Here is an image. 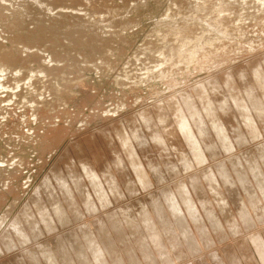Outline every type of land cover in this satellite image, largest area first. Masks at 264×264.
<instances>
[{
  "label": "bare ground",
  "instance_id": "obj_1",
  "mask_svg": "<svg viewBox=\"0 0 264 264\" xmlns=\"http://www.w3.org/2000/svg\"><path fill=\"white\" fill-rule=\"evenodd\" d=\"M114 1L115 0H95V1L94 0H0V24L4 26L3 27L4 29H5V27L10 29L9 32L10 31L15 32V36H16L15 37L13 35L15 38L12 39V38H9V36L6 37L5 33H7V32H5L3 30L0 31V113H1V115H0V117H1V119H0V128H1L0 131L4 130V132H5V131H12L13 129L15 130V129H17V127H19V125H20L19 122L20 121H24L25 123H28L29 122V118H30L31 122H32L33 120H32L31 117H33L34 122L37 121L38 125H39V129L37 130V132H38V134L40 133L38 135L40 141H38V142H40V145H41L40 151H41V153H42V155L44 157L43 158L44 165L49 163V162H47V161H49V160H47V157H49L51 154L56 152V149L58 147H60V145H62L64 142L68 141V138L70 136L74 135L77 131H81L82 129L84 130V128H87L88 125H89V121H94L95 122V118L99 117L101 113L104 114L103 115V118H104V116H106L109 112L104 111L105 109L103 110L102 108L101 109L104 112L103 111L102 112L101 111L98 112V111L94 110V108H93V110L90 109L91 110L89 112L90 114L87 115L86 118H85L87 120L84 119L82 121V119L80 117V119L82 121L81 129L78 128L80 123H78L75 120L79 124L76 127V129L78 128L79 130H74V128L72 127V126H74V125H72V122L74 123L75 121L71 122V120H67L66 121L67 123H65V125H60V124L56 123V121L62 119L61 118L62 116H64V115L66 116L69 113L67 111L68 109H66V105L67 104L65 105V103H63V104L61 103L63 106L61 104L60 105L56 104L55 106L57 108H55V111H52L50 109V107L48 106L49 104L48 105L45 104V105H47L45 107L43 103L41 104V102H44V101H41V100L43 99V97H45V98H47V96L50 97L49 93H51L52 95L54 93L55 94L57 93L56 95H54L56 97H57L58 93L61 92V91L66 93L67 90L69 89V85L71 83L70 82L71 80L68 81L67 79H65L66 75L69 74V73H66V72H64V74L61 73V72L64 71V69L63 70L62 69L59 70L60 68L59 69L55 68L56 70L57 69L59 70V71L57 70L58 71L57 72L53 67L51 68V66H46L48 64L46 61H45V64L46 63L47 64L44 67L45 69L41 68V70H40V68H39V70H37L36 66L37 67L40 66V62L42 61L41 63L43 64V61H44L43 60L44 57H42L41 54H44V55L49 54V59L51 60V58H52L53 62H55L53 60L54 58L55 59H62V60L66 59V61H65L66 63L62 62V60H61V62L63 64H65V66H68V67L69 66L70 67L77 66V68H78L80 66V64L84 65L83 63L88 64L91 61L95 62V59L96 58H100V57H101L100 60L104 63L105 68L108 65L113 64L111 62H113L114 60L111 61L109 64H108V62L110 61L109 59L115 58V57H112V55L114 54V51H116L115 48H114V45L116 43H118V42H124V43L126 42L128 44L130 39L128 37H125L124 32L126 31V26L128 27L129 24L132 25V23H134V21H133L134 18H132V17L127 20L126 24L122 21L123 19H121V18H122V16L123 17L124 16H131L134 13V11L139 9V8H137L135 10L136 7H139V6L141 7V5L139 3H138L139 6L135 5V6H133L134 8L131 5V2H133V3L135 2L137 4L136 1L139 2L141 0H135V1H132V0H121V1H123V4L121 6L118 5L117 3H115ZM141 2L144 3L145 1H141ZM118 3L120 4L121 2H118ZM143 5H145V4H143ZM168 6L170 7V10H168L167 15H166L167 17H164V19L169 17L168 13H170V12L175 13V14H173V16L171 15L169 18L171 19L172 23H174V25L177 26L178 28H176V29H173V27L172 28H168V26H167L168 24L165 26V25H162V24L160 25V23H159L160 26H164L167 29H170V30H167L166 32H164L166 30V28H165V30L163 31L164 32L163 34H165V35H164V38H163L162 35H161V37L164 40L161 37H158V39L161 38V40H163V41H159L160 39L156 41L154 38H152L153 34H152L151 38L155 42L151 41L150 37H147V38H150V39H148L149 41H146V42L143 39L145 43L143 42V45L140 46V47H142L141 48L142 52H140V54L137 55V56H135V53H134L133 55L135 57L132 58L130 61H129L130 57H129V59L127 58L128 60L127 59L126 60L129 61V62L127 63V61H126V62L123 63V65L125 63L127 64V66H125V69H123L122 71L118 70L119 72L121 71L120 74L118 72H114V73H118L120 75V76L118 75L119 76V78L117 77L118 79L115 78L116 81H118L121 78L120 79V83L122 84L121 80L123 78H125V79L128 80V81H126L127 82L126 84L134 83L136 80H139L138 82H140V79H138L139 77L137 76V72L138 71L140 72V74L138 73L139 76L142 73H144V71L147 74H148V72L151 73L150 75H152L151 76L152 80L161 79V78H163V76H166V78H167V76L169 74V71H172L173 73H177V75H178L179 72L182 70V68H184L186 66V64H185V66L183 65L185 63V61L189 60L191 62V60H192L193 63H194V61H196L197 63H195V64H198L199 61L200 62L202 61V63H203L202 59L204 57H206L207 52L210 53V51L211 52L215 51V49H217V48L221 49L222 52H223V54L221 53L222 55H220V53L217 51L219 53L220 57H221L219 62L221 61V59H223L222 62L225 63L228 60L230 61V58L232 59L233 54L237 55V56L240 55V56H238L239 59H240V58L243 57L244 53H247L249 51H251V53L253 51H257V49H259L261 47V43L264 44V40L255 38L256 40L252 41L254 38L253 39L250 38V35H254V37H255V35H259L262 38L264 36V0H174V1H172L171 5H167L166 6L167 9H169ZM163 16L164 15H162L161 18H163ZM177 17H182V19L179 20V19H177ZM100 18L101 19L104 18V20L103 19L100 20ZM168 22H166V23H168ZM206 24L208 25L207 27L204 26ZM104 25H106L107 27H104ZM196 25L199 26V27H197ZM156 27H158V26H156ZM108 30H110V31H108ZM158 31H160V30H158ZM208 31L209 32L210 31H217V34H218L217 36H219L220 38L214 39V40H212L213 41L212 42L210 39L206 38L207 37L206 35H207ZM156 32H155V34H156ZM151 33H153V32H151ZM213 34H214V32H213ZM157 35H159V34H157ZM62 36H65L66 38L62 39L63 38ZM155 38H156V35H155ZM232 38H234V40H232ZM215 40H217V42H216L217 44L214 45ZM259 40H261L262 42H259ZM5 41L6 42L10 41L11 42V47H13L14 49H10L11 47L10 48L4 47L2 42H5ZM65 41L68 42V46L67 45L64 46L65 45ZM199 44L200 45L203 44V45H201L203 47L200 48ZM220 44H222V45H220ZM117 45H119V44H117ZM138 49H139V47H138ZM117 50H118V47H117ZM221 50H219V51H221ZM121 51L122 50L120 49L119 52L121 53ZM71 52H74V54H76V55L74 57L72 56L70 58L69 56L71 55ZM120 53H118V54L120 55ZM137 53H139V51H137ZM212 54H213V52H212ZM216 55L218 56V54H216ZM261 55L264 56V54H261ZM98 56H100V57H98ZM218 57H216V59ZM210 58L208 57V60ZM235 58H233L232 60H234ZM27 61L32 62L34 64H38V65H36L34 68L30 67V71L31 72H28L29 69H26V68L29 67V65H28L29 62L27 64ZM96 61H97V59H96ZM236 61H237V59H236ZM51 62L49 64H52ZM56 62H59V61L57 60ZM200 62H199V64H200ZM98 63H99V66H102L101 65L102 63L101 64H100V62H98ZM254 63L251 64L250 69L253 70V76H254L253 78H254V80L256 79L257 82L258 81L260 82V87L263 89L262 95H259L258 92H257V89H256L257 86H255V84H254L256 81H254L251 78H250V81H248L250 76L248 77L249 72L247 74V67L246 68H243V67L239 68L237 66V69L239 68V70L236 73L237 76L239 75L240 78L243 80V87L241 86L242 87L241 89H245L246 94H247V98L249 99V102H248V100L246 101V99L243 96L242 92H241V94L237 93L236 95L234 93V95L232 97L233 98V103L231 101H228L226 99V97L225 98H222V97L221 98H217V99H219V102H220L219 105H220V108H221V111L218 112L217 108L213 105V101L212 100H214V99L210 98L212 94L210 96L205 94V90H206V93H208V91L206 89L208 86H206V85L205 86L204 85L203 86H199L198 85L199 87H198V89H196L195 93H193V95L191 96L192 98L189 97V98H187L185 100L183 99V102L180 99V100H178L176 102V104H174L175 102L172 101L173 104H174L173 105L174 110L172 109L173 111L172 110L171 111L173 112V115H175L176 119H177V127H176V129L173 128L172 131H168L167 132L163 128L167 124L165 122L166 121L165 117L163 116V114H161L162 110H164V109H162V110L156 109L157 112L161 111L160 114H161L162 117L158 116L159 117L158 120L160 121V123H162L161 125L165 124L162 127L164 130H160L161 129L160 127H159L160 128L159 130L155 129V125L153 126V124H154L153 122L154 121H152V116L150 114H148L149 113L148 112V113H143L142 115H140V117L135 116V118L133 117V119L132 118L128 119L131 115L129 117H127L128 121H126V122H128L129 125H126L127 123L125 124V122H123V119H121L122 120L121 121V125H120V122H119V125H117V124L114 125L115 124L114 123L113 124L114 125L113 128H112V126L109 125L108 131L104 130L106 126L103 125L105 127H103L104 129H101V131L104 130L105 132H103L102 135H101V133L98 134V132L96 131L97 132V137L99 135H101V138H103L107 142L109 141V146L111 145V150L116 155V158L113 159L114 161L111 162V163H114V164L112 166H110V168L115 167L116 170L118 168V170L119 169L120 170H132L134 172L133 173L131 171L133 173V176H132V178L130 176L131 179H128L129 180L128 182L126 181L127 184L125 183L126 186L128 185L127 187L132 185L134 187V189L131 186L133 191L131 189H129V188L127 189V191L131 190V193L135 192V186L136 185H138L139 187L140 186L141 187L142 186L143 187L144 186H152L155 182L158 181V179H160V177L163 174L161 172V171H163V170H161L162 167L166 166V165H169V163L171 164V162L169 161L170 159L168 160V157H166L167 155L164 156V157H166V159L168 161L162 160V159H165V158L162 157V155L167 154V151H165L166 153L164 152V148H167V147H164V146H167L166 143L173 142L174 139H176L181 134L184 137L183 140H185L182 143L185 142L184 145L186 146V148H188V149L190 148V150H191L192 154L190 153V155L192 157L191 156L190 157H191V159L193 158V160L190 159V161L191 162L194 161V163H197V164H202L205 160H207V158H209L208 156H211L210 158H214V156L217 157L216 153H219L222 150H224L227 153L228 152L230 153V151H232V150L235 151V149H237L236 147L238 146V145L236 146V144H242L243 145V144L249 142L250 138L255 140V139L261 137L264 134V71H263L264 70V68H263L264 67L263 66L264 65V60L262 62L260 61V62H257L255 64ZM57 64H59V65L57 66ZM57 64H56L57 67H59V66L61 67V65H62V64L60 65V63H57ZM199 64H198V66H199ZM210 64H211V62H210ZM216 64H218V63H216ZM225 64H227V63H225ZM90 65H91V67H92V65H94V67L96 69L95 64H90ZM187 65L189 66V65H192V64L191 63L189 64V62H188ZM209 65H207V66H209ZM220 65H221V62H220ZM20 66H21V68H20ZM219 66H218V68H221ZM68 67H66V68L68 69ZM83 67L85 68L86 66H83ZM87 67H88V65H87ZM94 67H92V68H94ZM97 67H98V65H97ZM110 67L111 66L107 67V69H109ZM159 67H160V69H161V67H164V69L162 68L163 70L159 72V71H157V70H160ZM199 67H201V65ZM222 67H223V65H222ZM31 68H33V69H31ZM80 68L81 67H79V69ZM92 68H91V71L94 70ZM102 68L103 67H101V69ZM202 68H203V66H202ZM34 69L36 71L32 72V70H34ZM141 69H143V72L141 71ZM193 69H195V68H193ZM54 70H55V73L53 72ZM81 70H83V68ZM155 70H156L157 73L153 72ZM213 70H217V69L213 68ZM39 71H40L39 74H41L40 76H38V74H36V72L38 73ZM85 71H87V70H85ZM98 71L99 70L97 68L96 72H98ZM187 71H186V74H188ZM210 71H212V69H210ZM172 72L170 73L171 75H172ZM130 73L133 74V77H132V75ZM35 74L38 77H36ZM62 74L65 76V77H63L64 79H61L59 77V76L62 77ZM33 75H35V77ZM43 75H46V76L43 77ZM142 75H144V74H142ZM180 75H181V73H180ZM69 76L72 77V73H70ZM115 76H117V75H115ZM141 76H140V78L142 80L143 77H141ZM147 76L149 78V75H147ZM147 76L145 75L144 77L147 78ZM158 76L159 77L162 76V77L155 79V77H158ZM181 76H183V74ZM221 76L223 77V74ZM42 77H43V79H41ZM231 77L234 78V76L232 74H227L226 73V75L224 74L223 79H221L220 81L218 80L219 83L216 82V84H215L214 81H213V83H214L213 84L210 81L212 83V85H213L212 89H213V92H214V96L222 95L221 94L222 91H220V90H221V85H223V84H225L227 86V88H230L231 91H233V92H234V90H236V88L238 86L237 85L238 83H235L236 79H233V80H235V82L232 81ZM79 79H80V81L84 82V80H81L83 78H79ZM148 80L152 81L151 79H148ZM165 80H163V81H165ZM168 80L169 81H173L174 79L170 80L169 77H168ZM72 82H74V81H72ZM138 82H135V83L138 84ZM120 83L118 82L117 84L119 85ZM174 83H176L175 80H174ZM239 83H241V82L239 81ZM21 84H22V86H21ZM124 84H125V82H124ZM137 84H136V86H137ZM140 85H141V83H140ZM132 86H131V88L133 89ZM176 86H179V85L177 84ZM77 87L79 88V86L76 85V88ZM29 88H30V90H31V88H33V91H29ZM59 90H61V91H59ZM69 91H70V89H69ZM84 91H85L84 93L86 94L87 91L86 90H84ZM68 93H70V92H67L66 94H68ZM135 93H137V92L135 91ZM61 94L62 93H59L60 96H61ZM71 94H72V92H71ZM195 95L198 98H196ZM127 97L129 98V96H127ZM14 98L15 99L17 98L18 101H20L19 104L21 106L23 104H28L29 105V107H27L28 105L26 106L27 107V111L26 112H28L30 114L33 113L32 116L29 114L31 117H29V115H26V114H25L26 116L23 115V117H22L20 114H18L19 112L17 113V111H19L20 108L19 109L15 108V107L19 106L17 104H16L17 106H14V104L12 105V103H14V101H15V103L17 102L16 100H14ZM45 98L43 100H45ZM125 98H124V100H125ZM57 99H59V97ZM62 100H63V98H62ZM23 101H26V103H21ZM60 101H61V98H60ZM136 101H132V102L136 103ZM216 101H218V100H216ZM57 102H59V101H57ZM130 102L131 101H129L128 103H130ZM108 103H110V102H108ZM214 103H215V101H214ZM100 104H101V102H100ZM120 105L122 106V104L119 103V105L117 107H119ZM21 106H19V107H21ZM32 106L33 107L35 106V108H33ZM94 106H95V104H94ZM112 106H113V104H112ZM115 106H116V104H115ZM121 106H120V108H121ZM123 106L126 107L125 104ZM128 106H129V104H128ZM132 106H133V104H132ZM134 106H135V104H134ZM233 106H235L237 108L238 115L234 114ZM124 107H122V108H124ZM161 107H162V105H161ZM22 108L24 109L25 105L22 106ZM99 108H100V106H99ZM122 108H121V111L123 110ZM250 108H253V111H250L249 110ZM110 109L112 110V108H110ZM159 109H160V107H159ZM83 110H85V109H83ZM116 110H119V109H116ZM116 110H114L115 111L114 114L116 113ZM186 110H188L187 111L188 114H187ZM153 111L151 113H153V115H154ZM53 112H55V114H57V116H56V117H58L57 120L54 119ZM79 113H81V112H79ZM79 113L77 112V114H79ZM114 114L111 113V115H114ZM74 115L75 114L73 113V115H71V117L74 116ZM109 115H110V113H109ZM109 115H107V118H109ZM170 115H172V114L170 113ZM67 116H69V115H67ZM122 117H124V116H122ZM69 118L70 117H68V119ZM111 118H113V117H111ZM114 119H115V117H114ZM106 120H108V119H106ZM116 120L118 122V119H115V121ZM139 120L144 123V127H145L144 129L147 130L148 134H149V132H151L150 130L152 129L151 134L148 135L147 132H145V134L148 135V137L150 136V138H147L150 141H148L146 139L147 142H152L153 144L152 143L151 144H152V146H154L153 148L156 150V152L157 151L159 152V157H157V155H155L157 157V162L156 163H154L153 160H152L153 156L150 159L151 161H149V159H148L149 155H152L150 153H152L154 150L152 149V147L148 148L149 144L144 140L146 138L145 135H144V132H142V128L140 130V127L143 126V125H140V124H142L141 122H140V124L137 123ZM47 122L49 124H53V125H47L48 124ZM101 122H102V120H101ZM112 122H113V120L111 121V123ZM23 125H24V123H23ZM20 127H21V125H20ZM110 127H111L112 131L111 130L109 131ZM156 127H158V126H156ZM26 130H28V129L26 128ZM31 131H33V130H31ZM246 131L249 132L248 133L250 135L249 137L247 136ZM28 132H30V131H27V133ZM86 132H87V130H86ZM141 132L143 133V135L141 134ZM230 132H233L232 136H234V137L229 135ZM175 133L178 134V136L174 135V136H176V138L173 136V134H175ZM31 134H32V132H31ZM90 134H91V131H90ZM90 134H89V136H88V134H87V136H84V139L82 138V140H80L81 139L80 138V139H78L79 141L78 140H77V142L75 141V144L73 145V149L76 150V153L84 152L85 154H87L86 152H88V153L91 152L90 154L93 156V158L97 162H100L101 160L103 161L101 153H99L97 149L95 150L94 149L95 146H93L95 143H98V142H95V141H98L96 139V134H94L95 136L92 135V134H91L92 136H90ZM30 136L22 137L23 139H20V140H23L22 142H24V140H26L27 138L30 140ZM33 136H34V134H33ZM172 136L174 137L173 141L168 142L169 138L171 139ZM35 137H36V134H35ZM103 139H101V140H103ZM116 139L118 141H115ZM207 140L208 141L211 140V141L208 142ZM112 141L114 143V146L111 143ZM116 142H118V144H120V145L118 146V144ZM175 142L176 141H174V143ZM177 142H178V140H177ZM19 143H20V141H19ZM29 144H31V143H29ZM35 144H36V142H35ZM171 145H172V143L170 144L169 148H171ZM96 147H97V145H96ZM169 148H167V150ZM183 148H184V146H183ZM263 148H264V146H262L261 149L259 150V151H261L258 154L259 156H257V155L254 156L255 154L248 155L250 152L248 154L245 153L246 156H242V155H241L242 157L239 156L240 158H238L236 156V159H234L236 161L233 162L234 167H232L233 165L230 166L231 169L233 168L232 169L233 171L231 170L232 172H230V169L227 170L224 167L222 168V170L219 169L220 170V174H219L218 178L219 177L221 178V180L223 181L222 183L227 184L230 187L232 185L234 187H236L235 185L239 184L240 188H238V189H239V192L241 194H242V191H240L241 186H242V188H244L243 189L244 190L243 194H244L246 192L245 191L246 188H248V189H250V191H252L254 189H252L250 187H253L256 184V182L259 185V187H256V188H258L260 190V192L257 190L259 192L258 193L259 197L261 196L260 198H258V197L256 198L257 195L256 196L249 195L250 192L247 191L248 194H247V192L245 194L248 196V198L247 197H245V198L248 199V200L246 201L247 203L246 202L245 203L249 204V205H246V204L243 203L246 206L241 207V209H240L239 205H237L239 210H242V208H243L242 211H239L241 213V216L239 215L240 216L239 218H241V220L244 222L245 225L250 224V222L253 223L257 218L259 219V217H260V216L259 217L256 216L257 214L256 215L253 214V215H255L253 217H256L255 219H253L252 216L249 213V209H252V213H253L254 212L253 210L258 207V204L261 203V202L262 203L264 202V150H262ZM171 149H173V150L176 149L175 150L176 151L175 155L181 153L184 150V149L182 150L181 146H180V148L172 147ZM254 149H256V148H254ZM85 150H87V151H85ZM217 150H220V151H217ZM99 151H101V150H99ZM169 151L170 150H168V155L170 154ZM186 151H185V153H186ZM171 152H172V150H171ZM182 153H183V155L185 154L184 151ZM231 153H233V151ZM6 154L8 155V153H6ZM80 154H82V153H79V155ZM73 155H74V153H73ZM187 155H188V153H187ZM54 156H55V154H54ZM184 157H186V156L184 155ZM233 157H235V156H233ZM70 158H71V155H70ZM13 159H17L18 160L19 158L18 157H16V158L13 157ZM20 159H21V157H20ZM20 159L18 161H20ZM71 159L67 163L68 165H67V169L66 170H67V172L70 173V175H69L70 178L75 180V187H73L74 184H72V182L70 184L69 176L66 177L67 175H65L63 177V173H62L63 171L61 170V168L59 166L58 167L54 166L55 165L54 164L50 168L51 171H53V172L51 174L48 173L46 176L44 175L45 177H43L42 180L40 179V181H42L41 184H43L42 187L45 188L44 191L45 190L47 191L46 192V196L44 197V194H45V193L43 194L44 191L42 190L43 191L42 192L40 190L42 188V187H40V185H39V188H37V190L39 189L38 192H36V193L34 192L35 194H33V195H35L34 199H33L34 202H32L31 205H35V207L34 206H32V207L35 208L36 213L37 212L39 213V216H40L41 220L38 218L40 220L39 221L38 219L34 218L36 216H33V215H36V214L30 215L31 211H34V210L31 209V207H30V205L28 203V205H29L28 207H30L31 211L29 212V214L27 213L28 211H25L26 213L23 214V217L21 216L22 218L19 219V222H17V221L13 222V225H14L13 226V229H14L13 231H14V233H13V231L12 232L9 231L10 235L2 237V240L0 242V252H3V251L6 250L5 246H8L7 250H10L11 248H13V249L17 248L18 249V245H21L20 243H24V244L26 243L27 244L28 241H30V243H31V241L33 239H37V238H39L42 235L45 236L46 230H47V233H53V231L57 230L58 227H62V226L64 227V225H65V228H67L66 225L69 224L70 221H72L70 219H72V218L74 219V217L71 216L72 212H73V209H74V211H78L77 213L80 212V214H77V215H81V210L82 209L79 211L78 204L73 199H70L71 200L70 204H67L68 202L66 201V203H65L66 205L61 204L62 201L61 202H57V201H60L59 199H57V198H56L57 200L54 199V194H55V191H56V190H54V187L58 188L56 186V184H58V186H60V189L61 188L63 190L65 189L64 190L65 192L61 191L62 189L61 190L58 189L59 192L60 191L64 192V195L60 192L63 197H68L69 196V197L75 198V197H77L76 195H78L77 199H79V197H80L82 202H84L86 207L91 209V211L97 209V204L94 203L96 201H99V204L101 206L98 205V207H101V208H107V206H108V204L110 202V200H109L110 197L109 196H111V195H107L105 193V188L107 189V187L103 186V179H104V185L107 182L108 183L111 182V184H112L111 185L112 188L110 187L111 191L109 189L106 190V191H110L114 195H122V194H120L121 190H119V189H121V188H119L121 185L119 186L117 184V183H119L120 180L117 179V177L114 178V176H112L113 173H111L112 175L110 176V174H107L108 172H107V169H106V172H107L106 174L108 176L104 175L103 178H102V174H103L102 172L103 171L101 170L102 172L100 173L98 171L99 169L97 170L95 165H90V163H88L87 161H83L84 160L83 159L82 161H79V162L80 163L82 162L81 165H82L83 171H84L86 177L88 178V182L87 181L86 182L88 183L89 187H90V185L93 186V191H94V194H95V198L98 199V200L93 202V198H94L93 197V198H91L92 199V201H91L90 200L91 194L89 195L88 192L92 193L93 191H90L89 190L90 188H87L88 186L87 187L84 186L83 185L84 183L82 184V181L84 182V180H86V177H84L85 179H83L82 177H79L80 180L82 178L81 181L76 179L77 177L75 176V174L78 173V172L75 171V161L74 160H76V159H74V160L72 159L73 161H71ZM144 160H148L149 162L146 161L148 163H145ZM14 161L15 160H13L10 163L12 164ZM16 161H15L16 164L13 163V166L10 165V163H8V165H7V163H4L5 161L3 162V164H5L6 167L9 166V168H10L12 166L15 169V170L13 169L15 172H11L12 174L11 173L8 174L6 172L7 173L6 174L2 170H7V169H2L0 171V172H2V174L4 173V175L6 174L5 175L6 177H4L2 175V183L3 184L1 183V180H0V183L4 187L3 189L5 190L4 192L0 191V192H2V194L0 193V206L5 202V200H6L5 198L8 195H10V194L14 195L15 192L19 191V189L21 188L20 187L21 185L19 186L16 183L19 182V179L23 176L24 163L25 162L23 161V163L22 162L17 163L18 161L17 162ZM27 161H28V159H27ZM180 161L181 160H179V162ZM39 162H42V161L40 160ZM80 163H77V164H79V166H77L78 168L81 167ZM173 163L174 162L172 161V165H173ZM187 163L188 162L186 161V164H184V167L185 168L189 167V169H190V165L191 164L190 163L187 164ZM29 164H26V166L29 165ZM65 164H66V162H65ZM231 164H232V162H231ZM169 166H171V165H169ZM174 166L175 165H173V168H174ZM241 167H243L244 169L242 170ZM126 168H128V169H126ZM43 170H45V169H43ZM108 171H111V170L108 169ZM129 172L127 171V174H129ZM31 173H32V171H31ZM84 173H82V174L84 175ZM104 174H105V171H104ZM116 174H119V173L116 172ZM40 175H39V177H40ZM207 175H208V173H207ZM77 176H81V175H77ZM120 176L122 177V174ZM207 177H205V178L208 179V182H209V183L207 182L208 186L216 194V197L218 199V202H219L218 204H219V207L221 209V211H219V212H221V213L222 212L224 213V211L227 212L228 211L227 207H228V209H230L232 207L229 208V205H228L229 201H227L228 199L226 200V198L224 197L225 194L221 193V189H220V187L218 185L219 180L217 181V177L215 175H213V174H211V176L209 175ZM250 177H253L254 179L252 178L251 180H255L256 182H255V184L254 183H251V184L249 183L251 186L248 185L249 186L248 187L246 185L248 184L247 183L248 181L251 182V180L248 179ZM199 178H200V176H199ZM105 179L107 181H105ZM112 179L115 180V182ZM126 179H123V180H126ZM26 180H30V179H26ZM200 180H201V178L198 179L197 181L200 182ZM23 181H22V183H26L24 179H23ZM54 183H56L55 186H54ZM120 183H122V182H120ZM182 183H184V182H182ZM184 184H181V185L185 186ZM194 184H195V182H194ZM2 185H1V187H2ZM71 185L74 188V190H71V189H73L71 187ZM197 185H199V184H197ZM25 186H23V188H25ZM180 187H182V186H180ZM195 187H196V185H195ZM200 187H199V189H200ZM237 187H239V186H237ZM138 188L136 187L137 190H138ZM225 188H228V187H225ZM254 188H255V186H254ZM232 189H234V188H232ZM58 190H57V192H58ZM185 190H187V189H185ZM185 190H182V191H185ZM200 190L204 191L202 189H200ZM205 191H206V189H205ZM234 191H237V190H234ZM254 191H252L253 192L252 194H255L256 191L255 192ZM178 192H179V190H178ZM194 192H196V191H194ZM200 192H199V195L202 193V192L201 193ZM229 192L230 193L232 192L233 194L235 193L237 198L241 197L240 194H238L239 192H237V193L233 192V191H229ZM94 194H92V195H94ZM203 194H204V192L201 195H203ZM206 194H207V192H206ZM15 195H17V194H15ZM178 195L179 194H176L175 192H172L171 194H168L166 196V198L164 199L165 201H163V202H161V201L152 202L151 203V205H152L151 210H149L147 208L148 204L147 205L144 204L146 206V208L143 209V210L140 209L141 210L140 213H141L142 216L139 215V214L137 215V213H135V212H137L136 209L135 210L133 209L134 210V212H133V211H131L132 210L131 207H130V209H131L130 210V209H127L128 207L126 208V207L123 206V208H125V210L122 211L123 208H121L122 212H119L120 214L121 213L122 214H126L130 210L131 212L136 214L135 216L139 217V219L135 218L134 215H132L135 219L131 220V219H133L132 216H131L132 218H130V215H129V218H130L129 219V218H125L124 216L122 217V214L120 215L121 217H119L117 215L116 217L117 218L119 217V218L116 219L115 214H114L115 220L114 221H110L111 223L112 222L114 223L115 221L116 222L118 221L117 223L115 222L116 225L113 224L115 226V228H113L114 230L112 229L114 237L109 236V238H108V234L111 233V227L107 224L108 221L106 219H104L103 217H101V214H102L101 213L100 217L96 218L94 222L92 221V223H86V225H83L82 228H80L81 226L79 227L78 226L79 224H78L77 228H79V229L78 230L76 229V230L79 231V232H77L74 229L76 231L75 234H74V230H71V232H73L74 235H72V233H70V231H69L68 233L70 235L68 233L62 234V235H66L65 239H64L62 236L60 237V235L58 233L60 238L57 237V236L56 237L53 236L54 238L51 241L52 243L45 241V242H42L43 244L42 243L39 244L41 248L44 247L43 250H40L41 249L40 247H36V250L40 248L39 250H37L38 252L37 251L33 252L32 250H30L31 252H29L27 250L28 252H25V254L24 253L23 254L25 256H28V258H30V259H28V261H27V258L19 257V259L16 258V260L18 261L17 263L24 264L22 262H24L23 260L26 259V261L28 263L31 262V264H45V262L46 263L49 262V264H149L148 261H152L150 264H154L156 261L154 262L153 258L155 257L154 255L158 251V250H156L157 247L158 248L159 247L160 248L161 247L162 248H164V247L168 248L170 246V245H168L167 239L165 238L166 237L165 234L164 235L162 234V231H164V232H166L168 234L171 233L172 236L174 235L175 239H174V237H171V239L172 238H173L172 240H176L177 239V244H178V241H179V243L182 245L183 242L181 243L180 241L184 240V243H187V245L189 246V251L188 252H190L192 250L191 253L193 254V252L195 253L194 250H196V253H197V251H198L197 249L201 245H203L202 242L204 240L200 241V239H198L199 237L196 235V234H199V233H196V232L198 230H202V229L200 228L201 226H199L198 230H196L197 229L196 228L195 229L196 230V232H195L196 234L193 231H191L189 226L187 227V222H188L187 221V217L191 216L192 219L196 220V218L198 217L197 213H199L198 210H200V209L197 210V208L195 207V204H194L195 201L193 202L194 199H192L191 195L189 194V192L187 190V192L182 193V194L179 195V196H181V199L179 198V200H180V203L182 204V207L184 206V208L189 213V215L187 213L183 214L186 210L182 213L181 205L178 202L179 200L176 199V197ZM43 197H44V199L46 197H48L46 199H48V201H51V202H49L50 205H51V208H53L52 204H51V203H53L51 197H53L55 202H57V203L54 202L55 204H53L54 208H53L52 211H51L50 206L49 207L45 206L46 203L43 204V202H44ZM226 197H227V195H226ZM15 198H17V197H15ZM19 198H20V196H19ZM204 198L205 197L203 196V199H201L202 202L204 201ZM234 198H236V197H234ZM241 198H240V201H242ZM80 199H79V201H81ZM112 199H113V196H112ZM243 200H244V198H243ZM232 201H233V198H232ZM240 201H238V202L242 205V202H240ZM146 203H148V202H146ZM234 203L236 205V202H234ZM15 204H13V205H15ZM47 204H48V202H47ZM110 204H112V203H110ZM204 204H208V203L204 202L203 203V207L205 206V208H206V206H207V208H208L207 211L205 210L206 211L205 214H206V217H209V221L211 223L210 225L213 226V229L220 230L221 228L227 227V225L228 226H232V229H233V227L240 225V224L237 225V223L235 224V221L237 220L235 217L237 215L233 216L234 218H231V216L228 215V216H226L225 220L228 217H230L231 219L234 220V224L230 225L233 222V220L231 222V221H229V219H230L229 218V219H227V221H229L230 224H228L225 221L226 222V226L223 227L224 224L221 223V219H222V217L220 215L221 213L219 214L220 217H221V219H219L220 220L219 221L218 217H217L218 215L215 216L216 215L214 213L215 211H212L211 209L209 210V208H210L209 204L210 203L208 205H204ZM131 205L133 206V203ZM230 205H232V204H230ZM137 206H139V205H137ZM262 206H261V208H263ZM47 207L50 209V211H49V209ZM97 210H99V209H97ZM23 212H24V210H23ZM131 212H130V214H131ZM216 212H218V211H216ZM233 212H234V210H233ZM239 212H237V213L239 214ZM200 213H202V212H200ZM231 214L233 215L235 213L231 212ZM82 215H83V213H82ZM85 215H86V213H85ZM107 215H109V214H107ZM126 215H128V214H126ZM169 215L172 218H170ZM185 215H187V217H185ZM30 216H33V218L35 220L33 218L31 220H29ZM140 216H141V218H140ZM166 217L167 218L169 217L168 220H169V223H171L169 225L167 224L168 226L165 224V221H167ZM200 217H201V215H200ZM110 218H111V220L113 219L112 217H110ZM189 218L190 217H188V219ZM136 219H138V220L136 221ZM32 220H34L35 222L32 221ZM199 220H201V219H199ZM206 220H208V219L206 218ZM26 221H29V223L31 221L33 223H30V225L27 226L26 224L28 222H26ZM106 221H107V223H106ZM15 222H17V223H15ZM72 222H70V223H72ZM192 222H193V220H192ZM255 222H257V221H255ZM255 222H254L253 225L251 224L250 227L255 226L256 225ZM201 223H202V220H201ZM194 224H196V221H194ZM233 225H235V226H233ZM69 226H70V224H69ZM247 226H249V225H247ZM130 227H132V229H130ZM166 227H168V228H166ZM69 229H71V228H69ZM128 230H130L131 232L128 231ZM206 230H204L205 233H206ZM227 230H228V228L226 229V231ZM202 231H201V233H202ZM220 231H225V228L223 230H220ZM9 232H8V234H9ZM101 232H103V234H105L107 236V239L103 238L104 240H102L101 238H99V234H101ZM208 232H210V231H208ZM118 233L122 235V237H120V236L118 237V238H120L119 239L120 241L118 239L116 240V238H115V234H118ZM67 234L69 235V237H68ZM140 234H141V240L143 242L142 245H143L144 248H142L141 254L138 253V252L133 253L134 251H139V249H140L139 247L140 246L136 247V248H139V249L135 250L133 248L134 251L133 252L131 251L132 248H130V245L132 246V245L136 244V242H135V244L131 243L132 242L131 240L133 239L132 237H133V235H135V236L138 235L139 236ZM211 234H213V231H212V233H210V235ZM203 235H205V234L203 233ZM100 237H102V235H100ZM116 237H117V235H116ZM57 238H59V240H56V241H58V243L57 242L55 243L54 239H57ZM209 238H211V237H209ZM49 239L47 238L46 240L49 241ZM261 239L262 238L259 237L258 240H256V239L255 240H256V244L259 247V251H260V255L258 254L260 256V258H261V259L259 258L260 263L264 264V248H263L264 242ZM117 241L122 242L121 246L123 245V243L129 244L128 246L130 248V251L128 250L129 248L126 249L128 251L124 250L126 248V246L124 247V249H123L124 251H123L121 249V248H123V246L119 247L120 244H118ZM185 241H187V242H185ZM199 241H200L201 244L199 243ZM205 242H206V240L204 241V243ZM209 242L210 241H207L206 244H208ZM175 244L176 243L174 241V245ZM184 247H181L182 248L181 250H183ZM223 247H225V246H223ZM165 248L162 249V250H165ZM228 248H230V247H228ZM228 248H227V250H228ZM30 249H32V248H30ZM169 250H171V249H169ZM176 250H178V249H176ZM154 251H155V254H154ZM179 251H180V248H179ZM213 252H214V250H213ZM231 252H233V251H231ZM27 253H29V254H27ZM184 253L186 254L187 252H184ZM218 253L219 252H216V254H218ZM158 254L159 253L156 254V257H157ZM162 254H164V253H162ZM169 254H171V253L168 252V255ZM227 254L228 253H226V255ZM164 255H166V254H164ZM234 255H233V257H234ZM20 256H22V254ZM218 256L219 255H216L217 258H218ZM173 257L171 256L170 259L171 258L174 259L176 256L174 258ZM181 257H182V255H181ZM214 257L215 256L213 255L212 259ZM233 257H232L231 260L234 261L235 259ZM217 258H215V259L217 260ZM206 259L207 258H205V261H206ZM246 259H247V257H246ZM19 260H21V261H19ZM231 260H230V262H231ZM239 260H241V258ZM250 260H252V259H250ZM219 261H221V260H219ZM224 261H226V260H224ZM235 261H234V263H235ZM242 261L243 260H241V262ZM247 261L249 262V260H247ZM230 262H226V263H230ZM15 263H16V261H15ZM202 263H204V262H202ZM25 264H26V262H25ZM157 264H159V263H157ZM162 264H163V262H162ZM254 264H255V262H254Z\"/></svg>",
  "mask_w": 264,
  "mask_h": 264
},
{
  "label": "rangeland",
  "instance_id": "obj_2",
  "mask_svg": "<svg viewBox=\"0 0 264 264\" xmlns=\"http://www.w3.org/2000/svg\"><path fill=\"white\" fill-rule=\"evenodd\" d=\"M95 1V0H94ZM132 1H135V0H132ZM141 1H145L144 3L143 2H141ZM141 1H136L137 2V4L134 2H131V5H132V7L133 6H137L138 5V3L141 5V7L139 6V7H136L135 8V10L137 9V8H139V9H137L136 11H134V13L131 15V16H122V18L121 19H123L122 21L126 24L127 23V20L129 19V18H134L133 19V21H134V23H132V25L131 24H127L128 25V27L126 26V31L124 32V35H125V37H128L130 40H129V42H128V44L125 42H118V43H116L115 45H114V48H115V50L116 51H114V54L112 55V57H115V58H111V59H109L108 61V64L111 62V61H113V62H111V63H113V64H110V65H108L107 67H109V66H111L109 69H107V67L105 68V66H104V63L100 60L101 59V57L100 56H98V57H100V58H96L97 59V61H96V59H95V62L94 61H91L90 63H88V64H85V63H83L84 65H82V64H80V66L79 67H81L80 69H79V67L77 68V66H73V67H68V66H65V64H63L62 62H64V63H66L65 61H66V59H53L55 62H53L52 61V58H51V60L49 59V54H47V55H44V54H41L42 55V57H44L43 58V64L40 62V66H36V65H38V64H34V63H32V62H29V61H27V64H28V62H29V67L28 68H26V69H29V71L28 72H31L30 71V67H35L36 66V68H37V70H39V68H40V70H41V68H43V69H45L44 67H45V65L46 66H51V68L53 67L54 69L55 68H60L59 70H63L64 69V71L63 72H61V73H63L64 74V72H66V73H69V74H67L66 75V77L62 74V77L61 76H59L61 79H64L63 77H65V79H67L68 81H70L71 83H70V85H69V89H70V91H69V89L67 90V92H70V93H68V94H66L65 92H63V91H61V90H59V91H61V92H59V93H62L61 94V96L59 95V93H58V95H57V97L56 96H54V95H56L55 93L52 95L51 93H49L50 95V97H48L47 96V98H45V97H43V99L45 98V100H41V101H44V102H41V104L43 103L44 104V106L46 107L48 104V106L50 107V109L52 110V111H55V108H57L55 105L56 104H63V103H65V105H66V109H68L67 111L69 112L67 115H69V116H62L61 118L63 119H60V120H58V121H56V123H58V124H60V125H65V123H67L66 121L67 120H71V122L72 121H77L78 123H80V125L76 122H72V125H74V126H72L73 128H74V130H79V129H81V125H82V121L86 118V116L87 115H89L90 113V111L91 110H93V108H94V110H96V111H103L104 109V111H107V112H109L110 113V115H111V113L112 114H114V110H116V109H119V110H116V113L114 114V115H109V113L107 114V115H109V118H107V115L106 116H104V118H103V115L104 114H100V116L102 117H97V118H95V122L94 121H89V125H88V127L87 128H84V130L82 129L81 131H77L74 135H72V136H70L69 138H68V141H66V142H64L62 145H60V147H58L57 149H56V152H54L53 154H51L49 157H47V160H49V161H47V162H49V163H47L46 165H44V161H43V155H42V153H41V151H40V148H41V145H40V142H38V141H40V139H39V134H38V132H37V130L39 129V125H38V122L37 121H35L34 122V119H33V117H31L32 116V114L33 113H28V112H26L27 111V107H29V105L28 104H23L22 106H24L25 105V108L23 109L22 108V106L19 104L20 103V101H18V99L16 98H14V100H16L17 102L15 103V101H14V103H12V105L14 104V106H17V105H19V106H21V107H19V106H17V107H15V108H20L19 109V111H17V113L18 114H20L22 117H23V115H29V117H31L32 118V122L34 123H32L31 122V119L29 118V122L28 123H25L24 121H20L19 123H20V125H21V127H20V125H19V127H17V129H13L12 131H5L4 132V130H1L0 131V171L2 170V169H7V170H2L4 173H11V172H15L14 170V168L12 167L13 166V163H15V161L17 160V159H13V157L14 158H16V157H18L19 159H20V157H21V159H20V161H16L17 163H19V162H22L23 163V161L25 162L24 163V173H23V176L19 179V182H17L16 184L17 185H21L19 188V191H17V192H15V194H17V195H12V194H10V195H8L5 199V202L0 206V242H1V240H2V237H4V236H8V235H10V232L9 231H13L14 229H13V222L14 221H17V222H19V219H21L22 217H23V214H25L26 212L25 211H28L27 213L29 214V212L31 211L30 210V207H31V209H33L34 211H31V213H30V215H33V214H36V215H33V216H36V217H34V218H36V219H40L41 220V218H40V216H39V213L37 212L36 213V211H35V208H33L32 206H34L35 207V205H31V203L32 202H34V196L35 195H33V194H35L36 192H38V190H37V188H39V185H40V187H42L43 186V184H41L42 183V181H40V179L42 180L43 179V177H45L48 173L49 174H51L53 171H51V167L54 165V166H56V167H60L61 168V170L63 171H61L62 173H63V177L65 176V175H67L66 177H68L69 175H70V173L69 172H67V163L70 161V159L72 158L73 160L74 159H76V160H74L75 161V171L76 172H78V173H76L77 175H81V176H77L76 174H75V176L77 177L76 179L77 180H79V181H81L82 180V178L83 179H85L84 177H86V175H85V173H84V171H83V168H82V165H81V163L79 162V161H82L83 159V161H87L88 163H90V165H95L96 166V168H97V170L101 173L102 171V178H103V176L105 175V176H108L107 174H110V176L112 175L111 173H113V175L112 176H114V178H116L117 177V179H119L120 181H119V183H117L120 187L119 188H121V189H119V190H121V193L120 194H122V195H114L113 193H111L110 191H111V182H107L105 185H104V179H103V186H106L107 187V189L105 188V193L107 194V195H111V196H109L110 198H109V200H110V202H109V204H108V206H107V208H101V207H98V205L99 206H101L100 204H99V201H96V200H98L97 198H95V194H94V191H93V186L92 185H90V187H89V185H88V178L86 177V180H84V182L82 181V184L84 185V186H88L87 188H90L89 190L90 191H93L92 193L91 192H88L89 193V195L91 194V196H90V200L92 201V199L91 198H93V202L94 201H96V202H94V203H96L97 204V209H99V210H93V211H91V209H89V208H87L86 207V205H85V203L84 202H82V200L80 199V197H79V199L81 200V201H79V199H77V197H78V195H76L77 197H75V198H72V197H63L62 195H61V193L64 195V190L62 189H60V186H58V184H56V183H54V186H55V184H56V186L58 187V188H56V187H54V190H56L55 191V194H54V199L55 200H57V199H59L60 201H57V202H61V204H63V205H66L65 203H66V201L68 202L67 204H70V202H71V200L70 199H73L77 204H78V209H79V211L81 210V215H77V214H80V212L79 213H77L78 211H74V209H73V212H72V215L71 216H73L74 217V219L72 218V219H70V220H72V221H70V222H72V223H70L69 222V224H70V226H69V224H67L66 225V227L67 228H65V225H64V227L62 226V227H58V229L57 230H55V231H53V233H47V230H46V233H45V236L44 235H42V236H40L39 238H37V239H33L32 241H31V243H30V241H28L27 242V244L25 243H20L21 245H18V249L17 248H11L10 250H7L8 248V246H5V251H3V252H0V264H16L18 261L16 260V258L17 259H19V257H25V258H27V261H28V259H30V258H28V256H25L24 254H25V252H31L30 250H32L33 252L35 251H37V250H39L41 247H40V243H42V242H45V241H47V242H51L52 240H53V236H57V237H59V235H60V237L62 236L64 239H65V236L66 235H62V234H66V233H68L69 231H70V233H72V235H74L75 234V232L79 229V228H77L78 226L80 227V228H82L83 227V225H86V223H92V221L94 222L95 221V219L96 218H98V217H100V214H101V217H103L104 219H106L107 221H108V223H107V221H106V223L111 227V233H109L108 234V238H109V236H111V237H114L113 236V228H115V226L113 225V224H115L116 225V223L118 222H110V221H114L115 220V217L118 215L119 217H121L120 215L122 214H120L119 212H122L123 210H125V208H123V206L124 207H128L127 209H130V207L132 208V210L131 211H133L134 212V210L136 209V211L137 212H135V213H137V215L139 214V215H141V210H143V209H145L146 208V206L145 205H147L148 207V209L149 210H151V208H152V205H151V203L152 202H157V201H161V202H163V201H165L164 199L166 198V196L168 195V194H171L172 192H175L176 194H182V193H185V192H187V190H188V192H189V194L191 195V197H192V199H194L193 200V202H194V204H195V207L197 208V210L198 209H200V210H198L199 211V213L200 212H202V213H197L198 215V217L196 218V220L195 219H192V217L191 216H188V217H190L189 219H188V217H187V215H185V217H187V227L189 226V228L191 229V231H193L194 233L196 232V230H198L199 229V226H201L200 228L203 230L204 228V230H208V231H210V232H208L207 230H206V233L204 232V230L202 231V230H198L196 233H199V234H196L198 237V239H200V241H205L206 240V242L204 243V241L202 242V244L204 245H201L197 250V253H196V250H194L195 251V253L193 252V254L191 253L192 252V250L190 251V252H188L189 251V246L187 245V243H184V240H181L180 242L182 243V245L179 243V241H178V244H177V239L176 240H172L171 239V237H174V235L172 236V234L170 233V234H168V233H166V232H164V231H162V234L164 235L165 234V238L167 239V242H168V245H170L168 248H165V250H162V249H164V248H158L157 247V249L156 250H158L157 252H156V254L157 253H159L158 255H157V257H156V254H155V251H154V258H153V261L155 262L154 264H157V263H159V264H162V262H163V264H205L206 262L208 263V264H254V262H255V264H262V263H260V260H259V258H260V251H259V247L257 246V244H256V240H258V238L259 237H261L262 239L261 240H263V242H264V202L262 203H259L258 204V207L256 208V209H254L253 211V213H252V209H249V213H250V215L252 216V218L253 219H255L256 217H253V216H255L256 214V216H260L259 217V219L257 218L255 221H257V222H255V224L257 225H255V226H253V227H250V225L252 224H254V222L253 223H251L250 222V224H247V225H249V226H247V225H245L244 224V222L241 220V218H239L240 216H241V213L239 212V211H242L243 210V208H242V210H239V208L237 207V205H239V207H240V209H241V207H244V206H246V205H249V204H246L247 202V200L248 199H246L245 197H247L248 198V196L245 194L247 191L248 192H250L249 193V195H253V196H256V198L258 197V198H260L259 197V192H260V190L258 189V188H256V187H259V185H258V183L255 181V180H251L253 177H250V178H248L249 180H251V182H247L246 184V186H251L250 184L251 183H254L255 184V182H256V184L254 185L255 186V188H254V186L253 187H250V188H252V189H256L255 191L254 190H252V191H254L255 192V194H252L253 192L252 191H250V189H248V188H246V192L243 194V192H244V188H242V186H241V189H240V191H242V194L239 192V189L238 188H240V185L239 184H237V185H235L236 187L237 186H239V187H234L233 185V187L231 186H228L227 184H224V183H222L223 181L221 180V178L219 177L218 178V176H219V174H220V170L219 169H221L222 170V168L224 167L225 169H227V170H229L230 169V172H232L233 170V168L231 169L230 168V166L231 165H233V162H235L236 160H234V159H236V156L238 157V158H240V157H242V156H246L245 155V153L246 154H248L249 152L251 153H249L248 155H253V154H255L254 156H259L258 154L261 152V151H259L260 149H261V147L262 146H264V134L261 136V137H259V138H257V139H249V142H247V143H245V144H236V148L237 149H235V151L234 150H232L233 151V153H231L232 151H230V153L228 152H225L224 150H222V151H220V150H217V151H220L219 153H216V156L217 157H215L214 156V158H210L211 156H208L209 158H207V160H205L202 164H197V163H194V161H190V159H191V155H190V153H191V150H190V148L188 149V148H186V146L184 145L185 144V142L184 143H182L183 141H185V140H183L184 139V137H183V135L181 134V135H179L178 136V134H173V136L174 135H177L178 137L176 138V136H174L176 139H174V137L172 136L171 137V139L169 138V141L168 142H171V141H173V139H174V141H176L175 143H174V141L173 142H171L172 143V145H171V148L172 147H174V148H180V146L182 147V150L184 151V153H185V151H186V153L184 154L186 157H184V155H183V151L181 152V153H179V154H176L175 155V153H176V149L175 150H173V149H171V148H169L170 147V144L171 143H166L167 144V146H164V147H167V148H169L168 150H170L169 151V155H168V150H167V148H164V152L165 151H167V154H164V155H162V157L163 158H165V159H162V160H165V161H168L169 159V161L171 162V164L169 163V165H171V166H169V165H166V166H163L162 167V169L161 170H163V171H161L163 174H162V176L160 177V179H158V181L157 182H155L152 186H138V185H136L135 186V192H132L131 193V190L133 191V189H134V187L132 186V185H130L129 187H127L126 186V184H127V182L129 181L128 179H131L132 178V176H133V171L132 170H118V168H117V170H116V168L115 167H112V168H110V166H112L114 163H111L112 161H114L113 159H115L116 158V155L112 152V150H111V145L109 146V141L107 142V141H105L103 138H101V135L103 134V132H105L104 130H106V131H108V127H109V125L110 126H112V128H113V126L114 125H119V122H120V125H121V119H123V122H125V124L126 125H129V123L128 122H126V121H128V119H130V118H132L133 119V117L135 118V116H137V117H140V115H142L143 113H148V114H150L151 116H152V121H154L153 123V126L155 125V129H160V130H164L165 129V131H172V129L174 128V129H176V127H177V119H176V116L175 115H173V110H174V107H173V105L174 104H176V102L178 101V100H180L181 99V101L183 102V99L185 100V99H187V98H192L191 96L193 95V93H195V91H196V89H198V87L199 86H208L206 89H207V91H208V93H206V90H205V94H207V95H211V97L210 98H212V99H214V100H212L213 101V105L217 108V111L219 112V111H221V108H220V102H219V99H217V98H225L226 97V99L228 100V101H231L232 103H233V95H234V93H235V95L237 94V93H240L241 94V92H242V94H243V96L245 97V99H246V101L248 100V102H249V99L247 98V94H246V91H245V89H241L242 87H243V80L240 78V76L238 75L237 76V71L239 70V68L240 67H243V68H246L247 67V74H248V72H249V74H248V77H249V79H248V81H250V78L251 79H253L254 80V76H253V70L252 69H250V66H251V64H253L254 62L255 63H257V62H262L263 60H264V56H262L261 54H264V44H262L261 43V47L259 48V49H257V51H253L252 53H251V51H249V52H247V53H244L243 54V57L242 58H240L239 59V57L238 56H240V55H234L233 54V56H232V59L233 58H235L234 60H232L231 58H230V61L233 63H231L229 60L228 61H226L225 63H227V64H225L224 62H222V60L223 59H221V65H220V62H219V60H220V55H222L223 54V52H222V50L221 49H219V48H217V49H215V51H212L213 52V54L215 55H213L212 54V52L210 51V53L209 52H207V54H206V57L208 56L210 59L208 60V57L206 58V57H204L202 60H203V63H202V61L200 62V64H199V62H198V64H199V66L201 65V67H199L198 66V64H195V63H197L196 61H194V63H193V61L191 60V62L188 60V61H185V63L183 64L184 66H185V64H186V66L184 67V68H182V70L179 72V76L177 75V73H173L172 71H169V74H168V76H167V78H166V76H163V78H161L162 76H158V77H155V79H157V78H161V79H158V80H152V75H150L151 73H149L148 72V74L147 73H145V71H144V73H142V74H144V75H140L141 77H143V79L141 80V78H140V76H139V74H140V72L138 71L137 72V76L139 77L138 79H140V82H138L139 80H136L135 82H138V84L137 83H129V84H126L127 82L126 81H128L127 79H125V78H123L121 81H122V84L120 83V79L118 80V81H116V79H118L119 78V74L121 73V71L123 70V69H125V66H127V64L125 63L124 65H123V63L124 62H126L128 59H129V57H130V59H129V61L132 59V58H134L135 56H137V55H139L140 54V52H142V47H140V46H142L143 45V42H144V40H145V42L146 41H149L148 39H150L151 38V36H152V34H153V37L152 38H154L156 41L157 40H159V41H163L164 39V35L165 34H163L164 32H166L167 30H170V29H167L166 27H164V26H160L161 24L162 25H167L168 26V28H172L173 27V29H176V28H178L177 26H175L174 25V23H172V21H171V19L169 18L171 15L173 16V14H175V13H172V12H170V13H168V15H169V17L168 18H166V19H164V17H167L166 15H167V12H168V10H170V7H169V9H167V5H171V3H172V1H174V0H141ZM171 1V2H170ZM115 3H117L118 5H122L123 4V1H119V0H115L114 1ZM118 2H121L120 4L118 3ZM147 2V3H146ZM159 2V3H158ZM134 5H133V4ZM142 3V4H141ZM143 4H145V5H143ZM147 6V7H146ZM146 7V8H145ZM134 8V7H133ZM141 9V10H140ZM167 11H166V10ZM165 13V14H164ZM162 15H164L163 16V18H161L162 17ZM103 20H104V18H102ZM101 18H100V20H102ZM177 19H179V20H181L182 19V17H177ZM176 19V20H177ZM136 20V21H135ZM178 20V21H179ZM169 21V22H168ZM171 21V22H170ZM166 22H168V23H166ZM159 23H160V25H159ZM166 23V24H165ZM171 23V24H170ZM10 24V23H9ZM158 24V25H157ZM158 26V27H156V26ZM171 25V26H170ZM197 26V25H196ZM205 27H207L208 25L206 24V25H204ZM4 26L3 25H1L0 24V31H5V32H7V33H5V35H6V37L7 36H9V38H15L16 36H15V32H12V31H10L9 32V30L10 29H8L7 27H5V29L3 28ZM104 27H107L106 25H104ZM131 27V28H130ZM156 27V28H155ZM197 27H199V26H197ZM160 28V29H159ZM165 28H166V30H165ZM154 31H153V30ZM202 29V28H201ZM7 30V31H6ZM158 30H160V31H158ZM165 30V31H164ZM108 31H110V30H108ZM157 31V32H156ZM164 31V32H163ZM151 32H153V33H151ZM155 32H156V34H155ZM213 32H214V34H213ZM10 33V34H9ZM12 33V34H11ZM161 33V34H160ZM151 34V35H150ZM157 34H159V35H157ZM15 37H14V36ZM127 35V36H126ZM155 35H156V38H155ZM161 35L163 36V38L161 37ZM218 34H217V31H208V33H207V39H210L211 41L212 40H214V39H217V38H220L219 36H217ZM212 36V37H211ZM214 36V37H213ZM217 36V37H216ZM252 36V37H251ZM63 37V38H62ZM61 38L62 39H64V38H66L65 36H62ZM147 37H150V38H147ZM158 37H161L163 40H161V38H159L158 39ZM152 38L150 39L151 41H154V40H152ZM250 38L251 39H253L252 41H254V40H256L255 38H257V39H261V40H264V36H263V38L262 37H260L259 35H255V37H254V35H250ZM144 39V40H143ZM232 40H234V38H232ZM261 40H259V42H262ZM6 42V41H5ZM5 42H2L3 43V46L4 47H7V48H10L11 47V42L9 43L8 41L5 43ZM144 42V43H145ZM155 42V41H154ZM213 42V41H212ZM217 42V40H215V43H214V45L215 44H217L216 43ZM5 44V45H4ZM117 44H119V45H117ZM123 44V45H122ZM127 44V45H126ZM219 44V43H218ZM68 46V42H66L65 41V45L64 46ZM200 45V44H199ZM201 45H203V44H201ZM200 45V48L201 47H203V46H201ZM220 45H222V44H220ZM121 46V47H120ZM123 46V47H122ZM205 46V45H204ZM117 47H118V50H117ZM138 47H139V49H138ZM137 48V49H136ZM10 49H14L13 47H11ZM122 50L121 51V53L119 52V50ZM64 50V49H63ZM214 50V49H213ZM219 50H221V51H219ZM262 50V51H261ZM36 51V50H35ZM124 51V52H123ZM136 51V52H135ZM137 51H139V53H137ZM220 53V55H219V53ZM124 54H123V53ZM118 53H120V55L118 54ZM135 53V56L133 55ZM137 53V54H136ZM222 53V54H221ZM118 54V55H117ZM216 54H218V56L216 55ZM247 56H246V55ZM70 55V54H69ZM76 54H74V52H71V55L69 56L70 58L73 56H75ZM131 55V56H130ZM251 55V56H250ZM110 56V55H109ZM215 58H214V57ZM256 56V57H255ZM259 56V57H258ZM120 57V58H119ZM216 57H218L217 59H216ZM250 57V58H249ZM254 57V58H253ZM128 58V59H127ZM253 58V59H252ZM48 61H47V60ZM127 59V60H126ZM213 59V60H212ZM216 59V60H215ZM236 59H237V61H236ZM256 59V60H255ZM259 59V60H258ZM263 59V60H262ZM50 60V61H49ZM59 61V62H56V61ZM61 60H62V62H61ZM99 60V61H98ZM258 60V61H257ZM45 61L47 62L46 64H45ZM52 61V62H51ZM129 61H127V63L129 62ZM207 61V62H206ZM218 61V62H217ZM241 61V62H240ZM251 61V62H250ZM257 61V62H256ZM52 63V64H49V63ZM93 62V63H92ZM98 62H100V64L102 65V66H99V63ZM189 62V64L191 63L192 65H187V63ZM210 62H211V64H210ZM230 62V63H229ZM55 63V64H54ZM57 63H60V65H61V67L59 66V67H57L59 64H57ZM203 65H202V64ZM205 63V64H204ZM213 63V64H212ZM216 63H218V64H216ZM223 63V64H222ZM246 63V64H245ZM250 63V64H249ZM254 63V64H255ZM33 66H32V65ZM56 64H57V66H56ZM90 64H95V66H96V69H95V67H94V65H92V67H94V68H92L91 67V65ZM98 65V67H97V65ZM211 66H210V65ZM244 64V65H243ZM249 64V65H248ZM56 67H55V66ZM87 65H88V67H87ZM207 65H209V66H207ZM220 65V66H219ZM222 65H223V67H222ZM226 65V66H225ZM243 65V66H242ZM63 66V67H62ZM83 66H86L85 68L83 67ZM202 66H203V68H202ZM213 66V67H212ZM215 66V67H214ZM218 66L219 67H221V68H218ZM229 66V67H228ZM237 66L239 67L238 69H237ZM264 66V65H263ZM66 67H68V69L66 68ZM90 67V68H89ZM100 67V68H99ZM101 67H103L102 69H101ZM123 67V68H122ZM217 67V68H216ZM20 68H21V66H20ZM33 68H31V69H33ZM47 68V67H46ZM50 68V67H49ZM66 68V69H65ZM71 68V69H70ZM73 68V69H72ZM83 68V70H81ZM90 70H89V69ZM91 68L92 69H94V70H92L91 71ZM97 68H98V72H96L97 71ZM115 68V69H114ZM122 68V69H121ZM164 69V67H161V69H160V67H159V69L160 70H157V71H162L163 69ZM193 68H195V69H193ZM202 68V69H201ZM207 68V69H206ZM213 68L214 69H217V70H213ZM264 68V67H263ZM42 69V70H43ZM57 69V70H58ZM101 69V70H100ZM185 71H184V70ZM210 69H212V71H210ZM237 69V70H236ZM250 69V70H249ZM53 70V69H52ZM56 70V69H55ZM55 70L53 71L54 73H55ZM56 70V71H57ZM58 70V71H59ZM67 70V71H66ZM69 70V71H68ZM85 70H87V71H85ZM115 70V71H114ZM118 70H121L120 72L118 71ZM188 70V71H187ZM207 70V71H206ZM35 72L36 70L34 69V70H32V72ZM57 71V72H58ZM141 71L143 72V69H141ZM186 71L188 72V74H186ZM264 71V70H263ZM77 72V73H76ZM83 72V73H82ZM114 72H118V73H114ZM147 72V71H146ZM153 72H156V70L155 71H153ZM172 72V75L170 74ZM199 72V73H198ZM201 72V73H200ZM203 72V73H202ZM227 74H232L233 76H234V78L233 77H231L232 79V81H234L235 82V80H233V79H236V82L235 83H238L237 85V88H236V90H234V92L233 91H231V89L230 88H227V86L225 85V84H223V85H221V90L220 91H222L221 92V94L222 95H217V96H214V92H213V85H212V83H213V81H214V83L216 84V82H218V80L220 81L221 79H223V77H224V74L226 75V73ZM40 73V71L37 73L36 72V74H38V76H40L41 74H39ZM70 73H72V77H70L69 75H70ZM139 73V74H138ZM157 73V72H156ZM180 73H181V75L183 74V76H181L180 75ZM198 73V74H197ZM252 73V74H251ZM35 74V75H36ZM80 74V75H79ZM131 74V73H130ZM176 74V75H175ZM186 74V75H185ZM193 74V75H192ZM195 74V75H194ZM223 74V77L221 76ZM35 75H33L34 77H35ZM79 75V76H78ZM103 75V76H102ZM115 75H117V76H115ZM119 75V76H118ZM132 75V77H133V74H131ZM147 76V75H149V78H148V76H147V78L146 77H144V76ZM252 75V76H251ZM32 76V75H31ZM37 75H36V77H38ZM46 75H43V77H45ZM43 77L41 78V79H43ZM78 77V78H77ZM118 77V78H117ZM131 77V76H130ZM168 77H169V79L170 80H172V79H174L175 80V82L176 83H174V80L173 81H169L168 80ZM191 77V78H190ZM69 78V79H68ZM71 78V79H70ZM79 78H83V79H81V80H84V82L86 83H84V82H82V81H80V79ZM116 78V79H115ZM154 78V77H153ZM187 78V79H186ZM76 79V80H75ZM79 81H78V80ZM145 79V80H144ZM148 79H151L152 81H150V80H148ZM166 79V80H165ZM186 79V80H185ZM241 79V80H240ZM87 80V81H86ZM145 82H144V81ZM163 80H165V81H163ZM168 80V81H167ZM180 80V81H179ZM67 81V82H68ZM72 81H74V82H72ZM78 83H77V82ZM167 81V82H166ZM212 83H211V82ZM239 81L241 82V83H239ZM254 81H256V79L254 80ZM80 82V83H79ZM120 83L119 85L117 84V83ZM124 82H125V84H124ZM165 82V83H164ZM172 82V83H171ZM179 82V83H178ZM182 82V83H181ZM199 82V83H198ZM209 82V83H208ZM73 83V84H72ZM77 83V84H76ZM83 83V84H82ZM140 83H141V85H140ZM146 83V84H145ZM171 83V84H170ZM198 83V84H197ZM213 83V84H214ZM219 83V82H218ZM77 86H79V88L77 87L76 88V85ZM133 86H132V85ZM136 84H137V86H136ZM143 84V85H142ZM175 86H174V85ZM179 85V86H176V85ZM210 84V85H209ZM255 86H257V92H258V94L259 95H262V93H263V89L260 87V82L258 81H256L255 83ZM72 85V86H71ZM75 85V86H74ZM87 85V86H86ZM122 87H121V86ZM127 87H126V86ZM170 85V86H169ZM199 85V86H198ZM21 86H22V84H21ZM120 86V87H119ZM124 86V87H123ZM131 86L133 87V89L131 88ZM169 86V87H168ZM196 86V87H195ZM242 86V87H241ZM172 87V88H171ZM192 87V88H191ZM211 87V88H210ZM220 87V86H219ZM240 89H239V88ZM47 88V87H46ZM72 88V89H71ZM261 88V89H260ZM74 89V90H73ZM227 89V90H226ZM229 89V90H228ZM239 89V90H238ZM84 90H86L87 91V93L85 94L84 92ZM140 90V91H139ZM190 90V91H189ZM238 90V91H237ZM262 90V91H261ZM29 91H33V88H31V90H30V88H29ZM83 91V92H82ZM132 91V92H131ZM135 91L137 92V93H135ZM187 91V92H186ZM219 91V92H220ZM236 91V92H235ZM240 91V92H239ZM50 92V91H49ZM71 92H72V94H71ZM227 92V93H226ZM132 93V94H131ZM184 93V94H183ZM225 93V94H224ZM230 93V94H229ZM261 93V94H260ZM125 94V95H124ZM239 94V95H240ZM52 95V96H51ZM111 95V96H110ZM116 95V96H115ZM129 96V98L127 97V96ZM154 95V96H153ZM230 95V96H229ZM54 96V97H53ZM188 96V97H187ZM59 97V99H57ZM126 97V98H125ZM195 97L196 98H198L196 95H195ZM49 98V99H48ZM54 100H53V99ZM60 98H61V101H60ZM62 98H63V100H62ZM124 98H125V100H124ZM176 98V99H175ZM40 99V98H39ZM47 99V100H46ZM65 99V100H64ZM158 99V100H157ZM172 99V100H171ZM7 100V99H6ZM56 100V101H55ZM67 100V101H66ZM70 100V101H69ZM101 100V101H100ZM111 100V101H110ZM128 100V101H127ZM137 100V101H136ZM139 100V101H138ZM196 100V99H195ZM198 100V99H197ZM216 100H218V101H216ZM47 103H46V102ZM51 101V102H50ZM54 103H53V102ZM57 101H59V102H57ZM65 101V102H64ZM124 101V102H123ZM129 101H131L130 103H128ZM132 101H136V103H134V102H132ZM175 102L174 104H173V102ZM214 101H215V103H214ZM52 104H50V103ZM100 102H101V104H100ZM103 102V103H102ZM108 102H110V103H108ZM112 102V103H111ZM120 104H122V106H121V108L122 107H124L123 105L125 104V106L126 107H124V108H122L123 110L121 111V108H120V106L119 107H117L118 105H119V103ZM21 103H26V101H23V102H21ZM159 103V104H158ZM165 103V104H164ZM168 103V104H167ZM247 103V102H246ZM17 104V105H16ZM45 104H47V105H45ZM61 104V105H62ZM94 104H95V106H94ZM112 104H113V106H112ZM115 104H116V106H115ZM118 104V105H117ZM128 104H129V106H128ZM132 104H133V106H132ZM134 104H135V106H134ZM156 104V105H155ZM172 104V105H171ZM216 104V105H215ZM249 104V103H248ZM28 105V106H27ZM51 105V106H50ZM64 105V106H65ZM98 105V106H97ZM161 105H162V107H161ZM27 106V107H26ZM63 106V105H62ZM84 106V107H83ZM99 106H100V108H99ZM103 106V107H102ZM111 106V107H110ZM169 106V107H168ZM33 107V106H32ZM83 107V108H82ZM97 107V108H96ZM155 109H154V108ZM159 107H160V109H159ZM214 107V108H215ZM33 108H35V106L33 107ZM54 108V109H53ZM87 108V109H86ZM96 108V109H95ZM103 110H102V109ZM110 108H112V110L110 109ZM114 108V109H113ZM116 108V109H115ZM17 109V110H18ZM83 109H85V110H83ZM89 109V110H88ZM91 109V110H90ZM156 109H158V110H162V109H164V110H162V113H161V111L160 112H157L156 111ZM173 109V110H172ZM134 110V111H133ZM154 110V111H153ZM172 110V111H171ZM233 112H234V114H236V115H238V112H237V108L235 107V106H233ZM250 111H253V108H250L249 109ZM71 111V112H70ZM103 111V112H104ZM118 111V112H117ZM143 111V112H142ZM154 112V115H153V113H151V112ZM188 110H186V112H187ZM76 112V113H75ZM77 112L79 113V112H81V113H79V114H77ZM97 112V113H98ZM28 113V114H27ZM72 113V114H71ZM73 113L76 115H74V116H72L71 117V115H73ZM84 113V114H83ZM88 113V114H87ZM138 113V114H137ZM158 115H157V114ZM163 114V116L165 117V122L167 123L165 126L164 125H161L162 123H160V121L158 120L159 119V117H162L161 116V114ZM167 113V114H166ZM170 113L172 114V115H170ZM165 114V115H164ZM187 114H188V112H187ZM0 115H1V113H0ZM25 115V116H26ZM131 115V116H130ZM167 115V116H166ZM53 116H54V119L55 120H57V118L58 117H56L57 116V114H55V112H53ZM79 118H78V117ZM119 116V117H118ZM122 116H124V117H122ZM130 116V117H129ZM157 116V117H156ZM159 116V117H158ZM223 116V115H222ZM56 117V118H55ZM68 117H70L69 119H68ZM77 117V118H76ZM80 117H81V119H82V121H81V119H80ZM83 117V118H82ZM111 117H113V118H111ZM114 117H115V119H118V122H117V120L115 121V119H114ZM127 117H129L128 119H127ZM66 118V119H65ZM0 119H1V117H0ZM65 119V120H64ZM79 119V120H78ZM106 119H108V120H106ZM110 119V120H109ZM171 119V120H170ZM85 120H87V119H85ZM94 120V119H93ZM101 120H102V122H101ZM113 120V122L111 123V121ZM104 121V122H103ZM172 121V122H171ZM53 122V121H52ZM107 122V123H106ZM140 120L137 122V123H139L140 124ZM158 122V123H157ZM23 123H24V125H23ZM48 123V122H47ZM111 123V124H110ZM115 123V124H114ZM142 124H140V125H143V126H139L140 127V130H141V128H142V132H144V135H145V141L147 142V140L148 141H150L149 139H147V138H150V136L148 137V135L149 134H151V132H152V129L150 130L151 132H149V134H148V132H147V130L146 129H144L145 127H144V123L143 122H141ZM156 123V124H155ZM97 124V125H96ZM114 124V125H113ZM158 124V125H157ZM169 124V125H168ZM47 125H53V124H47ZM79 125V126H78ZM96 125V126H95ZM103 125H105V126H103ZM36 126V127H35ZM78 126V128L76 129V127ZM156 126H158V127H156ZM164 126V127H163ZM95 127V128H94ZM103 127H105V129L103 128ZM160 127V128H159ZM164 129H163V128ZM22 128V129H21ZM26 128L28 129V130H26ZM33 128V129H32ZM168 128V129H167ZM1 129V128H0ZM33 130V131H31V130ZM87 130V132H86V130ZM101 129H104V130H102L101 131ZM170 129V130H169ZM100 130V131H99ZM112 131V129H111V127L109 128V131ZM149 130V129H148ZM24 131V132H23ZM27 131H30V132H28L27 133ZM83 131V132H82ZM85 131V132H84ZM90 131H91V134L92 135H94V134H96V139L98 140V141H95V142H98V143H95L93 146H95V150L97 149L98 150V152L99 153H101V155H102V159H103V161L101 160L100 162H97L94 158H93V156L90 154V153H88V152H86L87 154H85L84 152H79V153H82V154H80L79 155V153H76V150L75 149H73V145L75 144V141L77 142V140L78 139H80V140H82V138L84 139V136H87V134H88V136H89V134H90ZM98 132V134H100L101 133V135H99L98 137H97V132ZM26 132V133H25ZM31 132H32V134H31ZM141 132V134L143 135V133ZM145 132H147V134L148 135H146L145 134ZM115 133V132H114ZM166 133V132H165ZM233 132H230L229 133V135H233L232 134ZM246 133H247V136L249 137L250 135L248 134L249 132H247L246 131ZM24 134V135H23ZM26 134V135H25ZM33 134H34V136H33ZM35 134H36V137H35ZM85 134V135H84ZM90 134V136H92ZM31 135V136H30ZM19 136V137H18ZM25 136H30V140L27 138L26 140H24V142H22L23 140H20V139H23L22 137H25ZM33 136V137H32ZM38 136V137H37ZM95 136V135H94ZM182 136V137H181ZM144 137V136H143ZM232 137H234V136H232ZM18 138V139H17ZM36 138V139H35ZM7 139V140H6ZM95 139V140H96ZM101 139H103V140H101ZM147 139V140H146ZM18 140V141H17ZM28 140V141H27ZM177 140H178V142H177ZM258 140V141H257ZM14 141V142H13ZM19 141H20V143H19ZM27 143H26V142ZM79 141V140H78ZM115 141H118L117 139L115 140ZM181 141V142H180ZM208 141V140H207ZM209 141H211V140H209ZM208 141V142H209ZM4 142V143H3ZM35 142H36V144H35ZM100 142V143H99ZM104 142V143H103ZM23 143V144H22ZM29 143H31V144H29ZM39 143V144H38ZM112 143V145L114 146V143H113V141L111 142ZM117 144H118V142H116ZM149 145H148V148L150 147H152V149L154 150L152 153H150V154H152V155H149V161H151L150 159H151V157L153 158L152 160H153V162L154 163H156L157 162V157H159V152L157 153L156 152V150L153 148L154 146H152V142H147ZM152 143V144H151ZM177 143V144H176ZM25 144V145H24ZM108 146H107V145ZM176 144V145H175ZM16 145V146H15ZM69 145V146H68ZM72 145V146H71ZM96 145H97V147H96ZM103 145V146H102ZM120 144H118V146H119ZM184 146V148H183V146ZM10 147V148H9ZM19 147V148H18ZM68 149H67V148ZM260 147V148H259ZM9 148V149H8ZM38 148V149H37ZM100 148V149H99ZM254 148H256V149H254ZM21 149V150H20ZM240 149V150H239ZM242 149V150H241ZM253 149V150H252ZM68 150V151H67ZM74 150V151H73ZM99 150H101V151H99ZM140 150V149H139ZM171 150H172V152H171ZM262 150H264V148L262 149ZM24 151V152H23ZM85 151H87V150H85ZM11 154H10V153ZM13 152V153H12ZM22 152V153H21ZM111 154H110V153ZM238 152V153H237ZM6 153H8V155L6 154ZM73 153H74V155H73ZM161 153V152H160ZM166 153V152H165ZM187 153H188V155H187ZM237 153V154H236ZM6 154V155H5ZM13 154V155H12ZM54 154H55V156H54ZM62 154V155H61ZM181 154V155H180ZM192 154V153H191ZM218 154V155H217ZM64 155V156H63ZM70 155H71V158H70ZM88 155V156H87ZM155 155H157V157L155 156ZM167 155V156H166ZM171 155V156H170ZM242 155V156H241ZM92 156V157H91ZM105 156V157H104ZM155 156V157H154ZM164 156H166V157H168V160L166 159V157H164ZM170 156V157H169ZM191 156V157H190ZM232 156V157H231ZM233 156H235V157H233ZM240 156V157H239ZM8 157V158H7ZM23 157V158H22ZM87 157V158H86ZM172 157V158H171ZM189 157V158H188ZM213 157V156H212ZM42 158V159H41ZM92 158V159H91ZM108 158V159H107ZM225 158V159H224ZM12 159V160H11ZM23 159V160H22ZM25 159V160H24ZM27 159H28V161H27ZM38 159V160H37ZM71 159V161H73ZM87 159V160H86ZM91 159V160H90ZM107 159V160H106ZM110 159V160H109ZM184 159V160H183ZM212 159V160H211ZM229 159V160H228ZM13 160H15L12 164L10 163V162H12ZM22 160V161H21ZM42 161V162H39V161ZM52 160V161H51ZM59 160V161H58ZM89 160V161H88ZM155 160V161H154ZM179 160H181L180 162H179ZM191 160H193V158L191 159ZM232 160V161H231ZM5 161V162H4ZM96 161V162H95ZM146 161H148V160H144V162L145 163H148V162H146ZM172 161L174 162L173 163V165H175L174 166V168H173V165H172ZM177 161V162H176ZM186 161L188 162L187 164H191L190 165V169H189V167H187V168H185L184 167V164H186ZM212 161V162H211ZM228 161V162H227ZM2 162V163H1ZM3 162L4 163H7V165H8V163H10V165H12L10 168H9V166H5V164H3ZM37 162V163H36ZM61 162V163H60ZM65 162H66V164H65ZM80 163V166L81 167H77V166H79V164H77V163ZM104 162V163H103ZM176 162V163H175ZM206 162V163H205ZM231 162H232V164H231ZM30 163V164H29ZM36 163V164H35ZM57 163V164H56ZM95 163V164H94ZM103 163V164H102ZM16 164V163H15ZM14 164V165H15ZM26 164H29V165H27L26 166ZM33 164V165H32ZM97 164V165H96ZM106 164V165H105ZM109 164V165H108ZM193 164V165H192ZM217 164V165H216ZM38 165V166H37ZM48 165V166H47ZM64 165V166H63ZM43 166V167H42ZM45 166V167H44ZM66 166V167H65ZM168 166V167H167ZM221 166V167H220ZM40 167V168H39ZM43 169H45V170H43ZM47 167V168H46ZM101 167V168H100ZM171 169H170V168ZM180 167V168H179ZM184 167V168H183ZM232 167H234V165L232 166ZM59 168V169H60ZM81 168V169H80ZM105 168V169H104ZM240 168V167H239ZM14 169V170H13ZM104 169V170H103ZM106 169H107V172H106ZM108 169L109 170H111V171H108ZM115 169V170H114ZM126 169H128V168H126ZM194 169V170H193ZM210 169V170H209ZM241 169L243 170L244 168L243 167H241ZM9 170V171H8ZM11 170V171H10ZM13 170V171H12ZM36 170V171H35ZM49 170V171H48ZM79 170V171H78ZM82 170V171H81ZM102 170V171H101ZM114 170V171H113ZM215 170V171H214ZM217 170V171H216ZM232 170V171H231ZM31 171H32V173H31ZM104 171H105V174H104ZM127 171L129 172V174H127ZM189 171V172H188ZM214 173H213V172ZM40 172V173H39ZM116 172L117 173H119V174H116ZM180 172V173H179ZM199 172V173H198ZM4 173L2 174V172H0V180H1V183H2V175L4 176V177H6L5 175L7 174H5L4 175ZM65 173V174H64ZM82 173H84V175L82 174ZM107 173V174H106ZM182 173V174H181ZM207 173H208V175H207ZM213 174V175H215L216 177H217V181L219 180V182H218V185H219V187H220V189H221V193H224L225 194V198H226V200L227 201H229L228 202V205H229V208L230 207H232V208H230V209H228V207H227V210L229 211H224V213L222 212H219V211H221V209H220V207H219V202H218V199H217V197H216V194L212 191V189L211 188H209V186H208V177L207 176H211V174ZM12 174V173H11ZM41 174V175H40ZM115 174V175H114ZM122 174V177L120 176ZM165 174V175H164ZM172 174V175H171ZM39 175H40V177H39ZM45 175V176H44ZM119 176V177H118ZM127 176V177H126ZM130 176H131V178H130ZM168 176V177H167ZM196 176V177H195ZM199 176H200V178H201V180H200V182L199 181H197L198 179H200L199 178ZM79 177H82L81 178V180H80V178ZM205 177H207V178H205ZM30 179V180H26V179ZM105 178V177H104ZM127 178V179H126ZM186 178V179H185ZM23 179L25 180V182L26 183H22V181H23ZM39 179V180H38ZM68 179V178H67ZM69 179H70V184H71V182H72V184H74L73 185V187H75V180L74 179H71L70 178V176H69ZM68 179V180H69ZM107 179V178H106ZM105 179V181H107ZM123 179H126V180H123ZM162 179V180H161ZM205 179V180H204ZM254 179V178H253ZM113 180V179H112ZM181 180V181H180ZM187 180V181H186ZM191 180V181H190ZM221 180V181H220ZM4 181V180H3ZM29 183H28V182ZM87 181V182H86ZM114 182H115V180H113ZM127 181V182H126ZM186 181V182H185ZM205 181V182H204ZM254 181V182H253ZM24 182V181H23ZM120 182H122V183H120ZM176 182V183H175ZM181 182V183H180ZM182 182H184V183H182ZM194 182H195V184H194ZM208 182V183H207ZM0 183V191H5L3 188V183L1 184ZM81 183V182H80ZM126 183V184H125ZM188 183V184H187ZM201 183V184H200ZM250 183V184H249ZM29 184V185H28ZM86 184V185H85ZM174 184V185H173ZM181 184H184L185 186H183V185H181ZM187 184V185H186ZM197 184H199V185H197ZM203 184V185H202ZM236 184V183H235ZM1 185H2V187H1ZM26 185V186H25ZM109 185V186H108ZM123 185V186H122ZM169 185V186H168ZM190 185V186H189ZM195 185H196V187H195ZM23 186H25V188H23ZM133 187V189H132V187ZM168 186V187H167ZM180 186H182V187H180ZM187 186V187H186ZM192 186V187H191ZM194 186V187H193ZM201 186V187H200ZM248 186V187H249ZM71 187H72V185H71ZM72 187V188H73ZM111 187V188H110ZM136 187L138 188V190L136 189ZM199 187H200V189H202V190H204V191H201L200 189H199ZM204 187V188H203ZM225 187H228V188H225ZM86 188V189H87ZM131 189V190H129V191H127V189ZM153 188V189H152ZM164 188V189H163ZM169 188V189H168ZM177 188V189H176ZM179 188V189H178ZM208 188V189H207ZM224 188V189H223ZM232 188H234V189H232ZM44 187H42L40 190L42 191H44ZM58 189H60L61 191H64V192H59V190ZM92 189V190H91ZM110 190V191H106V190ZM185 189H187V190H185ZM192 189V190H191ZM199 189V190H198ZM205 189H206V191H205ZM219 189V188H218ZM226 189V190H225ZM232 189V190H231ZM36 190V191H35ZM57 190H58V192H57ZM71 190H74V188L73 189H71ZM70 190V191H71ZM178 190H179V192H178ZM182 190H185V191H182ZM234 190H237V191H234ZM259 192H258V191ZM42 191V192H43ZM123 191V192H122ZM181 191V192H180ZM194 191H196V192H194ZM201 191L202 193L204 192V194L203 195H199V192ZM225 191V192H224ZM229 191H233V192H239L238 194H240V196L242 197H240L241 199H242V201H240V198L238 199L237 198V196H236V194L234 193H230ZM35 192V193H34ZM46 190L43 192V194H44V197L46 196ZM193 192V193H192ZM206 192H207V194H206ZM248 192H247V194H248ZM1 194H2V192H0ZM24 193V194H23ZM198 193V194H197ZM257 193V194H256ZM92 194H94V195H92ZM113 194V195H112ZM130 194V195H129ZM149 194V195H148ZM215 194V195H214ZM230 194V195H229ZM232 194V195H231ZM261 194V193H260ZM57 195V196H56ZM61 195V196H60ZM143 195V196H142ZM152 195V196H151ZM177 196L176 197V199H178L179 200V198L181 199V196ZM213 195V196H212ZM226 195H227V197H226ZM244 195V196H243ZM246 195V196H245ZM19 196H20V198H19ZM56 196V197H55ZM112 196H113V199H112ZM122 196V197H121ZM148 196V197H147ZM202 196V197H201ZM203 196L205 197L204 198V201L202 202V200L201 199H203ZM233 196V197H232ZM239 196V195H238ZM15 197H17V198H15ZM44 197H43V200H44V202H43V204H45V206H50V208H51V205H50V203L49 202H51V201H48V199H46V198H48V197H46L45 199H44ZM108 197V196H107ZM121 197V198H120ZM196 197V198H195ZM201 197V198H200ZM233 198V201H232V198ZM234 197H236V198H234ZM29 198V199H28ZM57 198V199H56ZM156 198V199H155ZM243 198H244V200H243ZM14 199V200H13ZM31 199V200H30ZM50 199V198H49ZM51 199H52V202L53 203H51L52 204V207L54 208V206H53V204H55V203H57V202H55V200L53 199V197H51ZM50 199V200H51ZM140 199V200H139ZM198 199V200H197ZM237 201H236V200ZM13 200V201H12ZM70 200V201H69ZM136 200V201H135ZM177 200V201H178ZM48 202V204H47V202ZM144 201V202H143ZM238 201H240V202H242V205L238 202ZM55 202V203H54ZM98 202V203H97ZM121 202V203H120ZM143 202V203H142ZM146 202H148V203H146ZM179 203H180V200L178 201ZM197 202V203H196ZM210 203L209 204V206H210V208H209V210L211 209L212 211H215L214 213L216 214L215 216H217L218 217V220L219 219H221V217H222V219H221V223H223L222 225H223V227L224 226H226V222L228 223V224H230L229 223V221H231L232 222V220L233 219H231V218H234L233 216H236L235 218L237 219H235L236 221H235V224L237 223V225H239V226H235V225H233V226H235V227H233V229H232V226H228L227 225V227H224L225 228V231H220V230H223L224 228H221L220 230H216V229H213V226L212 225H210L211 223H210V221H209V217H206V211L208 210V208H207V206H206V208H205V206L203 207V203ZM234 202H236V205H235V203ZM246 202V203H245ZM12 203V204H11ZM16 203V204H15ZM28 203H29V205H30V207H28L29 205H28ZM110 203H112V204H110ZM133 203V206L135 207H133L131 204ZM213 203V204H212ZM232 204V205H230V204ZM246 204V205H244V204ZM13 204H15V205H13ZM139 205V206H137V205ZM145 204V205H144ZM208 204H204V205H208ZM263 206H262V205ZM131 205V206H130ZM180 205H181V211H182V213L186 210L185 208H184V206L182 207V204L180 203ZM241 205V206H240ZM260 205V206H259ZM12 206V207H11ZM68 206V205H67ZM84 206V207H83ZM112 206V207H111ZM213 206V207H212ZM261 206L263 207V208H261ZM47 207V208H48ZM137 207V208H136ZM142 207V208H141ZM144 207V208H143ZM150 207V208H149ZM212 207V208H211ZM53 208H51V211L53 210ZM119 208V209H118ZM121 208H123L122 209V211H121ZM183 208V209H182ZM205 208V209H204ZM215 208V209H214ZM237 208V209H236ZM261 208V209H260ZM27 209V210H26ZM37 209V208H36ZM49 209V208H48ZM101 209V210H100ZM134 209V210H133ZM141 209V210H140ZM23 210H24V212H23ZM85 210V211H84ZM106 210V211H105ZM109 210V211H108ZM118 210V211H117ZM129 210V211H130ZM206 210V211H205ZM232 210V211H231ZM233 210H234V212H233ZM236 210V211H235ZM49 211H50V209H49ZM83 211V212H82ZM101 211V212H100ZM128 211V213H126V214H128V215H126V214H122V217L124 216L125 218H129V215H130V218H132L133 216L132 215H134V217L135 218H138L139 219V217H137V216H135L136 214H134L133 212H131V214H130V212ZM197 211V212H198ZM216 211H218V212H216ZM232 213H235V214H231V212ZM251 211V212H250ZM110 212V213H109ZM117 212V213H116ZM237 212H239V214L237 213ZM82 213H83V215H82ZM85 213H86V215H85ZM119 213V214H118ZM188 214L189 215V213H188V211L186 210L183 214ZM218 213V214H217ZM221 213V214H220ZM76 214V215H75ZM107 214H109V215H107ZM114 214H115V217H114ZM221 215V217H220V215ZM231 214V215H230ZM253 214H255V215H253ZM260 214V215H259ZM85 215V216H84ZM200 215H201V217H200ZM231 216V218L230 217H228L227 219H229V221H227V219L225 220V218H226V216ZM240 215V216H239ZM262 215V216H261ZM5 216V217H4ZM22 216V217H21ZM33 216H30L29 217V220H31L32 218H33ZM38 216V217H37ZM93 216V217H92ZM105 216V217H104ZM132 216V217H131ZM142 216V215H141ZM141 216H140V218H141ZM208 216V215H207ZM110 217H112L113 219L111 220V218ZM118 217V218H119ZM133 217V219H131V220H134L135 218ZM169 217H170V215H169ZM168 217V218H169ZM200 217V218H199ZM216 217V218H217ZM16 218V219H15ZM33 218V219H34ZM117 217H116V219H118ZM129 218V219H130ZM167 218V217H166ZM168 218H167V221H165V224L167 225H169V224H171V223H169V220H168ZM170 218H172V217H170ZM206 218L208 219V220H206ZM239 218V219H238ZM38 219V220H39ZM138 219H136V221L138 220ZM199 219H201L202 220V223H201V220H199ZM4 220V221H3ZM35 220V219H34ZM34 220H32V221H34ZM39 220V221H40ZM192 220H193V222H192ZM204 220V221H203ZM211 220V219H210ZM240 220V221H239ZM105 221V220H104ZM135 221V222H136ZM190 221V222H189ZM194 221H196V224H194ZM200 221V222H199ZM212 221V220H211ZM220 221V220H219ZM226 221V222H225ZM243 223H242V222ZM12 222V223H11ZM17 222H15V223H17ZM26 222H28L26 225L27 226H29L30 225V223H33V222H31L30 221V223H29V221H26ZM35 222V221H34ZM37 222V221H36ZM167 222V223H166ZM199 222V223H198ZM193 223V224H192ZM79 224V225H78ZM111 224V225H110ZM189 224V225H188ZM200 224V225H199ZM232 224H234V220H233V222L230 224V225H232ZM78 225V226H77ZM167 225V226H168ZM195 225V226H194ZM162 226V225H161ZM204 226V227H203ZM207 228H206V227ZM10 227V228H9ZM38 227V226H37ZM76 227V228H75ZM212 227V228H211ZM40 228V227H39ZM61 228V229H60ZM69 228H71V229H69ZM166 228H168V227H166ZM197 228V229H196ZM228 228V230L226 231V229ZM235 228V229H234ZM69 229V230H68ZM76 231H75V230ZM113 229V230H112ZM130 229H132V227H130ZM196 229V230H195ZM232 229V230H231ZM237 229V230H236ZM38 230V229H37ZM68 230V231H67ZM71 230H74V234H73V232H71ZM128 231H130V230H128ZM200 231V232H199ZM201 231H202V233H201ZM212 231H213V234H211L210 235V233H212ZM230 231V232H229ZM243 231V232H242ZM8 232H9V234H8ZM63 232V233H62ZM77 232H79V231H77ZM131 232V231H130ZM225 232V233H224ZM259 232V233H258ZM13 233H14V231H13ZM58 233H59V235H58ZM61 233V234H60ZM201 233V234H200ZM203 233L206 235H203ZM256 233V234H255ZM258 233V234H257ZM57 234V235H56ZM69 234V233H68ZM67 234V235H68ZM209 234V235H208ZM233 234V235H232ZM49 235V236H48ZM70 235V234H69ZM69 235H68V237H69ZM100 235H102V237H100ZM116 235H117V237H116ZM151 235V234H150ZM232 235V236H231ZM122 237V235L121 234H115V238H116V240L118 239H120V238H118V237ZM229 236V237H228ZM59 237V238H60ZM67 237V238H68ZM209 237H211V238H209ZM228 237V238H227ZM231 237V238H230ZM49 239V241L48 240H46V239ZM59 238H57V239H54L55 240V243L57 242L58 243V241H56V240H59ZM99 238H101L102 240H104V239H107V236L105 235V234H103V232H101V234H99ZM104 238V239H103ZM133 239L131 240L132 242V244H135V242H136V244L135 245H130V248H132L131 249V251L133 252L134 251V249L136 250V249H139V251H134L133 253H135V252H138V253H140L141 254V250H142V248H144L143 247V245H142V240H141V234L138 236V235H133V237H132ZM140 240H139V239ZM208 240H207V239ZM39 239V240H38ZM136 239V240H135ZM174 239H175V237H174ZM197 239V240H198ZM256 239V240H255ZM180 240V239H179ZM221 240V241H220ZM231 242H230V241ZM120 241V240H119ZM119 241H117L118 242V244H120L119 245V247H122L123 246V248H121L122 250L124 249V247L126 246V248L124 249V250H126L127 248H129V244H125V243H123V245L121 246V244H122V242H119ZM174 241H175V245H174ZM200 241H199V243H200ZM207 241H210L208 244H206L207 243ZM54 242V241H53ZM60 242V241H59ZM185 242H187V241H185ZM52 243V242H51ZM140 243V244H139ZM245 243V244H244ZM43 244V243H42ZM138 244V245H137ZM201 244V243H200ZM210 244V245H209ZM235 244V245H234ZM254 244V245H253ZM37 245V246H36ZM39 245V246H38ZM26 246V247H25ZM44 246V245H43ZM140 246V247H139ZM185 246V247H184ZM188 246V247H187ZM203 246V247H202ZM223 246H225V247H223ZM233 246V247H232ZM237 246V247H236ZM247 246V247H246ZM35 247V248H34ZM36 247H40L39 249H37L36 250ZM136 247H139V248H136ZM172 247V248H171ZM181 247H184V249L183 250H181L182 248ZM202 247V248H201ZM208 247V248H207ZM228 247H230V248H228ZM30 248H32V249H30ZM35 250H34V249ZM44 248V247H43ZM43 248H41L40 250H43ZM130 248L128 249L129 251H130ZM134 248V249H133ZM179 248H180V251H179ZM204 248V249H203ZM219 248V249H218ZM227 248H228V250H227ZM249 248V249H248ZM263 248H264V245H263ZM169 249H171V250H169ZM176 249H178V250H176ZM202 251H201V250ZM244 249V250H243ZM26 250V251H25ZM28 250V251H27ZM123 250V251H124ZM128 250H126V251H128ZM169 250V251H168ZM212 250V251H211ZM213 250H214V252H213ZM219 250V251H218ZM221 250V251H220ZM224 250V251H223ZM233 251V252H231V251ZM256 252H255V251ZM167 251V252H166ZM230 251V252H229ZM32 252V253H33ZM38 252V251H37ZM41 252V251H40ZM39 252V253H40ZM168 252L169 253H171V254H169L168 255ZM177 252V253H176ZM182 252V253H181ZM184 252H187L186 254L184 253ZM216 252H219L218 254H216ZM4 253V254H3ZM6 253V254H5ZM24 253V254H23ZM137 253V254H138ZM162 253H164V254H166V255H164V254H162ZM208 253V254H207ZM212 253V254H211ZM225 253V254H224ZM226 253H228L227 255H226ZM230 253V254H229ZM253 253V254H252ZM19 254V255H18ZM22 254V256H20ZM27 254H29V253H27ZM139 254V255H140ZM173 254V255H172ZM184 254V255H183ZM203 254V255H202ZM234 255V257H233V255ZM259 254V255H258ZM15 255V256H14ZM181 255H182V257H181ZM205 255V256H204ZM213 255L215 256L213 259H212V257H213ZM216 255H219L218 256V258L216 257ZM232 255V256H231ZM246 255V256H245ZM251 257H250V256ZM173 257L174 259H170V257ZM208 256V257H207ZM225 256V257H224ZM30 257V256H29ZM159 257V258H158ZM181 257V258H180ZM210 257V258H209ZM231 257V258H230ZM232 257L236 260H234L235 261V263H234V261L233 260H231L232 259ZM241 258V260H243L242 262H241V260H239L240 258ZM246 257H247V259H246ZM24 258V259H25ZM162 258V259H161ZM203 258V259H202ZM205 258H207L206 259V261H205ZM209 258V259H208ZM215 258H217V260L215 259ZM220 258V259H219ZM157 259V260H156ZM181 259V260H180ZM194 259V260H193ZM250 259H252V260H250ZM261 259V258H260ZM11 260V261H10ZM163 260V261H162ZM201 260V261H200ZM216 260V261H215ZM219 260H221V261H219ZM224 260H226V261H224ZM228 260V261H227ZM230 260H231V262H230ZM247 260H249V262L247 261ZM256 260V261H255ZM9 263H8V262ZM15 261H16V263H15ZM19 261H21V260H19ZM24 262H22V263H24L25 264V262H26V264H31V262L30 263H28L27 261H26V259L25 260H23ZM177 261V262H176ZM225 263H224V262ZM240 261V262H239ZM3 262V263H2ZM45 262V261H44ZM147 262V261H146ZM145 262V263H146ZM152 261H148V263L150 264ZM202 262H204V263H202ZM219 262V263H218ZM223 262V263H222ZM226 262H230V263H226ZM233 262V263H232ZM21 263V262H20ZM206 263V264H207ZM17 264H19V263H17ZM45 264H49V262H45Z\"/></svg>",
  "mask_w": 264,
  "mask_h": 264
}]
</instances>
